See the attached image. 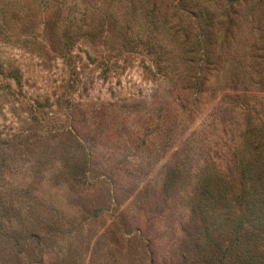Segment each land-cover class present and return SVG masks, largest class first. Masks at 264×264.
<instances>
[{
    "label": "rangeland",
    "instance_id": "rangeland-1",
    "mask_svg": "<svg viewBox=\"0 0 264 264\" xmlns=\"http://www.w3.org/2000/svg\"><path fill=\"white\" fill-rule=\"evenodd\" d=\"M256 134L264 0H0V264H198L204 178L224 252Z\"/></svg>",
    "mask_w": 264,
    "mask_h": 264
},
{
    "label": "trees",
    "instance_id": "trees-1",
    "mask_svg": "<svg viewBox=\"0 0 264 264\" xmlns=\"http://www.w3.org/2000/svg\"><path fill=\"white\" fill-rule=\"evenodd\" d=\"M17 73L10 78L20 86L21 76ZM256 135V139L246 141L236 163L238 181L230 182L222 191L227 198L224 252L218 242H205L212 227L207 208L214 194L209 178L201 183L200 233L205 240L199 246L208 250L202 253L200 249L198 264H264V139Z\"/></svg>",
    "mask_w": 264,
    "mask_h": 264
}]
</instances>
